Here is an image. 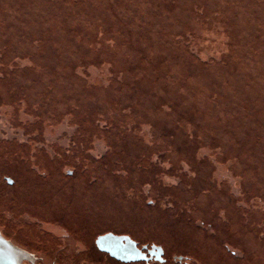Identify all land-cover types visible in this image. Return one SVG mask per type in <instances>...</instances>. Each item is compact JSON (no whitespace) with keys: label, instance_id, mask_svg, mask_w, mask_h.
<instances>
[{"label":"rangeland","instance_id":"rangeland-1","mask_svg":"<svg viewBox=\"0 0 264 264\" xmlns=\"http://www.w3.org/2000/svg\"><path fill=\"white\" fill-rule=\"evenodd\" d=\"M255 2L0 0V139L50 149L52 165L99 175L105 192L130 185L151 196L143 168L179 191L191 181L199 204L214 206L212 194L250 214L252 230L231 229L245 263L264 264V4Z\"/></svg>","mask_w":264,"mask_h":264},{"label":"flooded vegetation","instance_id":"flooded-vegetation-1","mask_svg":"<svg viewBox=\"0 0 264 264\" xmlns=\"http://www.w3.org/2000/svg\"><path fill=\"white\" fill-rule=\"evenodd\" d=\"M6 144L0 139V264H251L231 227L242 221L252 230L255 220L241 206L218 205L212 194L214 206L199 204L191 181L188 192L179 191L143 168L151 196L130 185L105 192L99 175L90 181L77 166L66 172L52 165L50 149ZM76 191L81 195H69Z\"/></svg>","mask_w":264,"mask_h":264},{"label":"trees","instance_id":"trees-1","mask_svg":"<svg viewBox=\"0 0 264 264\" xmlns=\"http://www.w3.org/2000/svg\"><path fill=\"white\" fill-rule=\"evenodd\" d=\"M250 1V3H252V4H254V3H256L255 2V0H249ZM261 2H262V4H264V0H261ZM229 4L231 5V6H235V5H237V3H233V2H229ZM229 6V5H228ZM237 8V7H236ZM237 10H238V8H237ZM240 12H241V10H240ZM225 13H229V16H227V18L225 19V21H226V23H230L232 20H234L233 19V16H234V14H235V12L232 10V9H228L227 7H226V11H225ZM223 17H224V15H222V20H223Z\"/></svg>","mask_w":264,"mask_h":264},{"label":"water","instance_id":"water-1","mask_svg":"<svg viewBox=\"0 0 264 264\" xmlns=\"http://www.w3.org/2000/svg\"><path fill=\"white\" fill-rule=\"evenodd\" d=\"M106 239V238H105Z\"/></svg>","mask_w":264,"mask_h":264}]
</instances>
